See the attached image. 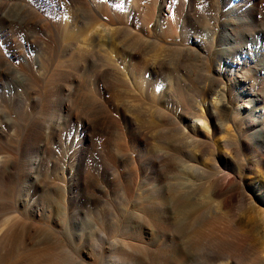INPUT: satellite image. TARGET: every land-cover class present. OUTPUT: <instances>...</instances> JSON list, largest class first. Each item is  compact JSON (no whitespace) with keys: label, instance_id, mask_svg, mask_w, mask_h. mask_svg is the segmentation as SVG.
<instances>
[{"label":"rangeland","instance_id":"obj_1","mask_svg":"<svg viewBox=\"0 0 264 264\" xmlns=\"http://www.w3.org/2000/svg\"><path fill=\"white\" fill-rule=\"evenodd\" d=\"M119 1L0 0V264H264V210L244 187L232 208L197 222L192 240L186 211L157 208L170 185L200 180L213 164L201 138L182 132L204 124L222 154H237V164L252 157L253 172L264 179L258 167L264 157L230 121L264 116V103L241 92L244 86L264 90L257 70L264 63V0ZM243 13L260 23L256 32L246 34L238 22ZM187 17L198 18L200 27H183ZM224 27L242 37L232 54L217 50L225 46ZM68 31L77 39H62ZM129 33L146 41L143 54L131 55L123 45ZM175 34L189 47L182 68ZM90 42L102 45L117 70L96 77L98 68L85 55ZM15 74L19 83L10 97L6 87ZM205 85L216 87L212 100L227 88L233 114L218 108L209 121L193 118L213 110ZM25 94L29 109L22 105ZM228 137L231 148H220ZM236 163L224 157L218 167L237 170Z\"/></svg>","mask_w":264,"mask_h":264},{"label":"bare ground","instance_id":"obj_2","mask_svg":"<svg viewBox=\"0 0 264 264\" xmlns=\"http://www.w3.org/2000/svg\"><path fill=\"white\" fill-rule=\"evenodd\" d=\"M106 2L108 1L109 3L111 4H115L117 2H120L119 0H105ZM8 2V1H7ZM66 2V0H65ZM75 2V1H74ZM80 2V1H79ZM2 3V1H1ZM5 4H7L6 2H4ZM3 3V4H4ZM4 4V6H5ZM17 4V2L15 3ZM2 5V4H1ZM12 5V4H11ZM21 2H20V7L22 8L21 6ZM74 5V4H73ZM89 5V4H88ZM87 5V6H88ZM93 5V4H92ZM107 4L104 3V7L106 6ZM2 6V7H4ZM17 6V8L19 7ZM49 6V5H48ZM61 6V5H60ZM14 7V5H13ZM13 7H9V9H13ZM28 7V6H27ZM69 7V6H68ZM90 8V6H88ZM92 7H95V6H92ZM107 7V6H106ZM15 8V7H14ZM25 8V7H23ZM31 8V6H30ZM29 8V9H30ZM66 8V7H65ZM71 8V7H70ZM20 10V8H18ZM69 9V8H68ZM67 9V10H68ZM83 9V7H82ZM86 9V8H85ZM84 9V10H85ZM16 10V9H15ZM24 10V9H23ZM27 10V8H26ZM71 9H69L70 11ZM91 10V13L93 14L92 12V9H89ZM96 10V8L94 9ZM11 11V10H10ZM14 11V10H13ZM18 11V10H16ZM22 11V10H21ZM25 11V10H24ZM34 11V9H33ZM37 11V10H35ZM2 12V11H1ZM28 12V11H27ZM68 12V11H67ZM71 12V11H70ZM245 12V11H244ZM248 14L249 12H252V9L248 8L247 11H246ZM11 13V12H10ZM18 13V12H16ZM22 13V12H21ZM20 13V14H21ZM36 13V12H35ZM87 13V11L85 12V14ZM15 14V13H14ZM29 14H31V12H29ZM37 14H38V11H37ZM89 14V13H88ZM87 14V15H88ZM8 15L7 12H5V15L3 16H6ZM26 15V14H24ZM35 15V14H34ZM86 15V16H87ZM10 16V15H9ZM8 16V17H9ZM12 16V15H11ZM10 16V18H11ZM18 16V15H17ZM17 16L15 17L17 19ZM32 16V15H31ZM43 16V15H41ZM40 16V17H41ZM95 16V14L93 15ZM14 17V16H13ZM12 17V18H13ZM18 17H21V16H18ZM27 18V16H25ZM29 17V16H28ZM34 17V16H32ZM39 17V16H38ZM88 17V16H87ZM7 18V16L5 17ZM90 18V17H89ZM1 19V17H0ZM9 19V18H7ZM19 20L21 19H24L23 18H18ZM30 19V17H29ZM46 19V18H44ZM43 19V20H44ZM83 19V18H82ZM86 19V18H85ZM91 19V18H90ZM11 20V19H10ZM9 20V21H10ZM15 20V19H14ZM13 20V22H14ZM28 20V19H27ZM35 20V19H34ZM164 19H162L161 21H163ZM12 21V20H11ZM22 21V20H21ZM26 21V20H25ZM23 21V23L25 22ZM89 21V20H88ZM92 19L90 20V23H91ZM5 22V21H4ZM15 22H19L20 21H17L15 20ZM30 22V21H28ZM165 22V21H164ZM240 25L246 30V34H252V32H256L257 29H255L257 27V25H260V23H256L254 20H251L249 19L247 16H245V14L243 13L242 14V17L240 15V18H239V21ZM8 23V22H7ZM10 23V22H9ZM18 23V24H19ZM22 23V22H21ZM32 23V22H31ZM34 23V22H33ZM93 23V21H92ZM91 23V24H92ZM2 24V23H1ZM77 24V23H76ZM75 24V25H76ZM95 24V23H94ZM145 24H150V20H145ZM161 24V22H160ZM5 25V24H4ZM10 25V24H9ZM8 25V26H9ZM20 25V24H19ZM27 25V23H26ZM29 25V24H28ZM200 25V20L198 18H186L184 21H183V27L184 26H188V27H192L194 29H196L198 26ZM164 26V25H163ZM33 27V26H32ZM61 27V26H60ZM147 27H149L147 25ZM161 27V26H160ZM200 27V26H199ZM30 28V27H29ZM55 28V27H54ZM53 28V29H54ZM65 28V27H64ZM74 28V27H73ZM76 28V27H75ZM17 29V27H16ZM27 29V27H26ZM32 29V28H31ZM62 29V28H61ZM68 30V28H66ZM82 29V28H81ZM96 29H97V25H96ZM147 29H150L147 28ZM22 30V29H21ZM56 30V29H55ZM236 28L235 27H231V28H225L222 30V36L224 37L225 36V41H224V47H219L217 50L220 52V54L222 53V55L228 53V54H232L235 49H237L239 43H242L241 39L242 37H232L230 34H234ZM28 31H31L32 30H28ZM62 31V30H61ZM65 31V29H64ZM150 31V30H149ZM66 32V31H65ZM64 32V33H65ZM29 33V32H28ZM27 33V34H28ZM61 34V32H59ZM58 33V34H59ZM26 34V32L24 33ZM33 34V33H32ZM31 34V36H32ZM81 34V33H80ZM92 34V33H91ZM63 35V34H62ZM61 35V38L62 37H65L66 39L68 40H74V39H77V32L76 31H68L67 33H65V36H62ZM134 35V34H133ZM176 35V34H175ZM27 36V35H26ZM92 36V35H91ZM128 39H124L123 40V45H126L128 48H129V52L131 55H140L141 53L143 54L144 52V47L145 45L143 44V42L146 44V41H143V40H140V39H137L139 38L138 36L134 37L130 36V33L128 35ZM140 36V35H139ZM59 37V36H58ZM84 38V36H82ZM80 37V38H82ZM89 38V35L87 36ZM86 37V38H87ZM64 38V40H65ZM87 38L88 40V43H89V39ZM91 38V37H90ZM99 38V37H98ZM27 39V38H26ZM63 39V38H62ZM85 39V38H84ZM93 39V37H92ZM91 39V40H92ZM143 39V38H142ZM14 40V39H13ZM19 40V39H17ZM28 40V39H27ZM80 40V39H79ZM87 40H84L85 42ZM95 40V39H94ZM100 40V38H99ZM97 39V42L99 41ZM82 41V39H81ZM84 41H82L83 43H85ZM143 41V42H142ZM175 41H177V44L178 46L180 47V49H177V51L179 52V56H180V59L179 62H180V68L182 67H185L186 66V58L188 56V53H189V47L186 45V41L180 39V37L178 35L175 36ZM20 42V41H19ZM75 42H77L75 40ZM195 44L198 43V40H194ZM18 43V42H17ZM78 43V42H77ZM76 43V44H77ZM82 43V44H83ZM91 43V42H90ZM152 43V42H151ZM19 44V43H18ZM69 44V43H68ZM79 44V43H78ZM92 44V49L90 48L91 46H89L88 44V49H91L89 53L85 54L87 58H89L90 62H92V65L96 68H98L97 70V73H96V77H100L101 75L105 74V71L107 69H111V71H114V70H117V66L115 64L112 63V60L111 58H109L106 54V51H102V48L103 47H99L97 46L98 44L96 45H93ZM17 45V44H16ZM15 45V46H16ZM20 45V44H19ZM72 45H75L74 43H72ZM83 47H85L84 45H81ZM101 45V44H100ZM24 46V45H23ZM28 46V45H27ZM70 46V45H69ZM67 46V47H69ZM78 46V45H77ZM102 46V45H101ZM20 47V46H19ZM76 47V45H75ZM77 47V48H79ZM70 48V47H69ZM87 48V46L85 47V49ZM72 49V48H71ZM80 49V48H79ZM78 49V50H79ZM83 49V48H82ZM87 49V50H88ZM123 49V48H122ZM124 49H127V48H124ZM85 50V51H87ZM17 51V50H16ZM24 51H25V48H24ZM69 51V50H68ZM71 51V50H70ZM77 51V50H75ZM82 51V50H81ZM74 52V51H73ZM83 52V51H82ZM26 53V52H25ZM75 53V52H74ZM86 53V52H85ZM82 54V53H81ZM80 54V55H81ZM22 55H24L22 53ZM79 55V57H80ZM83 55V54H82ZM2 57V56H0ZM24 57V56H23ZM263 59H264V55L262 56ZM26 58V56H25ZM229 57H227L226 59H228ZM3 59V58H2ZM1 60V58H0ZM82 60V59H81ZM160 60V59H158ZM162 60V59H161ZM160 60V61H161ZM2 61V60H1ZM27 61V60H26ZM155 61V60H154ZM264 61V60H263ZM88 62V61H87ZM158 62V61H157ZM3 64V63H2ZM230 64H234L233 61H230ZM10 65L8 64L7 67H9ZM258 69H260L263 73H264V63H258ZM1 67V66H0ZM4 67V66H3ZM13 67V66H11ZM15 67V66H14ZM10 68V67H9ZM16 68V67H15ZM14 68V69H15ZM29 68V67H28ZM4 69H6L4 67ZM8 69V68H7ZM17 69V68H16ZM15 69V72L17 73V70ZM228 69H231V71L233 70L232 68L228 67ZM11 70V68H10ZM24 70V69H23ZM19 71V70H18ZM5 72V70H4ZM11 72V71H10ZM14 72V73H15ZM20 72V71H19ZM21 73V72H20ZM19 73V74H20ZM18 74V75H19ZM23 74V73H21ZM14 75V74H13ZM24 76L26 75H23V78ZM26 78V77H25ZM28 78V77H27ZM101 78V77H100ZM5 79V78H4ZM7 79V78H6ZM9 79H12L11 77ZM241 79V78H240ZM14 82L12 83H9L7 84V91H8V94H10V97H12V95L14 94V91H15V87H16V83L18 82V80L16 79V74L14 76ZM26 80V79H25ZM12 81V80H11ZM29 81V79L27 80ZM26 81V82H27ZM101 81V80H100ZM213 81V80H212ZM220 81V79H219ZM9 82V81H8ZM19 83V82H18ZM216 83V82H215ZM219 83V82H218ZM222 84V82H220ZM18 85V84H17ZM207 85V84H206ZM205 85V86H206ZM213 85V84H212ZM216 85V84H215ZM25 87V86H24ZM101 87V86H100ZM208 86H206L207 88ZM220 87V85H219ZM23 88V87H21ZM216 88V87H215ZM213 86H209L207 88V90L204 92V95H206L209 99H211L210 97L214 94V89H215ZM21 90V89H20ZM25 90V89H23ZM30 90V89H29ZM241 92L244 93V94H247L249 97H251V99L254 101V102H258V103H264V90H261V89H258V88H255V87H242L241 88ZM102 91V90H101ZM26 92H27V89H26ZM25 92V93H26ZM30 92V91H28ZM217 92V90H216ZM219 92V91H218ZM168 93H169V90H168ZM220 97L217 98L216 100H208V110L209 109H213L211 110V112L208 114H206L205 116V112H203V110H201L202 112L200 113V111H198V113H195L193 114V118H196V119H203L205 122L206 121H209V118L212 117L213 115L215 116V111L216 109H220L222 111V113L224 112L225 114L228 113V116H229V113H232L231 110H230V103L227 99H225V93H227V88L225 90V87L224 88H221L220 89ZM22 94V93H21ZM24 94V93H23ZM218 95V94H217ZM18 96V95H16ZM203 96V95H202ZM215 96V95H214ZM204 97V96H203ZM18 98V97H17ZM28 98L27 95L25 94V97H24V103L22 105H25L24 107L27 109L28 107ZM216 98V97H214ZM203 99V98H202ZM205 99H207L205 97ZM23 101V100H22ZM31 102V100H30ZM204 105V104H203ZM30 106V105H29ZM202 107V106H201ZM204 107V106H203ZM201 108V109H204V108ZM25 109V111H26ZM29 109V107H28ZM218 109V110H219ZM219 110V111H220ZM230 110V111H229ZM30 111V110H29ZM27 112V111H26ZM25 112V113H26ZM218 112V111H216ZM257 112V111H256ZM220 113V112H219ZM233 114V113H232ZM218 115V114H217ZM192 120V119H191ZM228 121L230 120L227 119ZM193 121V120H192ZM232 122V125L234 126V131L236 134L239 133L240 131V135L242 133V130L244 129L245 132H246V137L247 139L250 141V143L252 145L255 146V148L257 149V153L261 156L264 157V116H259V115H255V114H251V113H248L246 114L245 116L241 117V118H237V117H233L232 120H230ZM195 122V121H194ZM91 125V124H90ZM91 127V126H90ZM196 127V126H195ZM220 129H224V125L221 124L220 126ZM213 131H210L208 130L207 126H205V124L198 130H195V129H187V130H184L182 131L186 136L187 138L191 139L192 136H198L201 138V141H202V150L204 153L206 154H209V156H211V161H212V165H209V168L207 169V171L205 172L204 176L201 177L200 180H189V181H185V182H180L179 184H175V185H170L167 189L171 192L170 195L168 196H164V198H162L160 201V204L157 206V208H161V210L163 211H169V210H177V211H186L189 216H190V223L191 226H190V231L187 232V234L189 233V235H186L190 236V239L192 240L193 238H195V235L196 234V229H199L198 228V225H197V222L199 224V222H202L204 223L206 217L210 214V213H214L216 209H223V210H228V208H230L232 206V204L235 202V200L237 199V197L239 196L238 195V192L239 190L241 189V187H244L246 190H248L249 194H250V202L254 204L258 203L260 208L264 210V179L262 177H259L258 174L254 173L253 170H254V165L252 164V157L251 158H242L239 163L237 164L235 161H237V157H235L237 154H235V156H229L228 154H222L220 151H219V148H218V144L217 142L215 141V139L213 138ZM229 135V134H228ZM240 135L239 138H240ZM243 141V140H242ZM248 142V141H247ZM172 144V143H171ZM170 144V147H172V145ZM238 144L239 146L240 145H243L241 140L238 141ZM175 145V144H173ZM191 146V140L190 141H187L185 143V151L188 155V151H189V147ZM232 146V143L228 138H226L225 140H223L221 142V145H220V148H223V147H226V148H231ZM228 150V149H227ZM236 153V152H235ZM256 153V152H255ZM234 155V154H233ZM160 156V155H159ZM226 159V162H229L230 164H237V170L236 169H232L230 171L226 170V169H219V162L222 161V159ZM237 160H236V159ZM261 157H260V161L258 162V167L261 169V167L264 169V161H261ZM159 161V160H158ZM217 164V165H216ZM0 165H1V161H0ZM206 167H208L206 165ZM136 173V172H135ZM137 174V173H136ZM250 174L253 176V178H250ZM167 191V190H166ZM128 196V195H127ZM239 198V197H238ZM136 205V204H135ZM232 208V207H231ZM131 209V208H130ZM154 209V208H153ZM141 210V209H139ZM263 210H261L263 212ZM144 211V210H143ZM142 211V212H143ZM219 211V210H218ZM231 211V210H230ZM151 212V211H150ZM173 212V211H172ZM175 212V211H174ZM173 212V214H174ZM217 212V211H216ZM165 213V212H164ZM176 213H179V212H176ZM175 213V214H176ZM180 213V214H181ZM218 213V212H217ZM145 214V213H144ZM183 214V213H182ZM149 215V214H148ZM262 215V214H261ZM170 216V215H169ZM180 216V215H179ZM219 218V217H217ZM262 218V217H261ZM183 219V218H182ZM185 219V218H184ZM264 220V217L262 218ZM189 220V218H188ZM159 221V220H158ZM184 223V221H182ZM181 222V223H182ZM258 222V221H257ZM261 222V220L259 221ZM182 223V226L184 225ZM189 223L188 221L185 223L187 224ZM263 223V222H262ZM261 223V224H262ZM166 224V223H165ZM173 223H171L172 225ZM155 225V224H154ZM169 225V224H168ZM158 226V224L156 225V227ZM173 226V225H172ZM176 226V225H175ZM181 227V225H178ZM177 226V227H178ZM186 226V225H185ZM258 226V225H257ZM166 227V226H165ZM179 228V227H178ZM184 228V227H182ZM262 228L264 229V227L262 226ZM171 229V227H170ZM181 229V228H179ZM161 230V229H160ZM163 230V229H162ZM173 230V229H171ZM175 230V229H174ZM173 230V232H174ZM196 230V231H195ZM260 230V227L259 229ZM153 231V230H152ZM179 231V230H177ZM183 231V230H182ZM195 231V232H194ZM260 231H263V230H260ZM176 232V231H175ZM180 232V231H179ZM153 233V232H152ZM181 233V232H180ZM185 233V232H184ZM158 234V233H157ZM170 234V232H169ZM200 234V233H199ZM90 235V234H89ZM88 235V236H89ZM172 235V233L170 234ZM181 235V234H180ZM72 238V236H70ZM86 237V236H85ZM159 237V236H158ZM173 237V236H172ZM198 237V236H197ZM187 238V237H186ZM90 239V238H89ZM181 239V238H180ZM179 239V240H180ZM188 240V239H186ZM184 240V242L186 241ZM85 241V240H84ZM90 241V240H89ZM181 241V240H180ZM183 242V244H184ZM88 243V242H87ZM90 243V242H89ZM182 243V241H181ZM186 243V242H185ZM175 244V243H174ZM178 244V243H177ZM181 244V246L183 245ZM186 245V244H185ZM185 247V246H184ZM187 248V247H186ZM176 249V248H175ZM184 249V248H183ZM185 250V249H184ZM188 250V249H187ZM189 251V250H188ZM56 252V251H55ZM181 252V251H180ZM185 252V251H184ZM192 252V250H191ZM160 253V252H159ZM194 253V252H193ZM187 254V253H186ZM50 255V254H49ZM191 255V254H190ZM189 255V256H190ZM194 255V254H193ZM56 256V255H55ZM178 256V255H177ZM183 255H179V257ZM187 256V255H186ZM177 257V258H179ZM181 257V258H182ZM193 257V256H192ZM145 258V257H144ZM157 259V257H155ZM176 258V259H177ZM191 258V256H190ZM48 259V258H47ZM149 259V258H148ZM160 259V258H159ZM56 259H54L55 261ZM75 260V259H74ZM150 260V259H149ZM168 260V259H167ZM173 260V259H172ZM180 260V259H179ZM183 260V258H182ZM190 260V259H189ZM192 260V259H191ZM190 260V261H191ZM46 261V260H45ZM57 261V260H56ZM60 260H58L59 262ZM143 261V260H142ZM161 261V260H160ZM166 261V259H165ZM176 261V260H175ZM174 261V262H175ZM186 261V260H185ZM235 261V262H234ZM232 262L236 263L238 261L234 260ZM47 262V261H46ZM51 262V261H49ZM48 262V263H49ZM79 262V261H78ZM164 262V260H163ZM184 262V260H183ZM182 262V263H183ZM187 262V261H186ZM83 263V262H82ZM87 263V262H86ZM159 263V262H158ZM166 263V262H165ZM181 263V264H182ZM192 263V262H191ZM51 264H57L56 263H51ZM61 264V262L59 263ZM136 264H154L153 261H146L144 260V262H136ZM160 264H162L160 262ZM168 264H172L171 263H168ZM188 264V263H187ZM237 264V263H236Z\"/></svg>","mask_w":264,"mask_h":264}]
</instances>
